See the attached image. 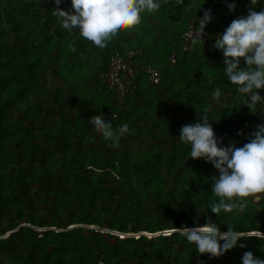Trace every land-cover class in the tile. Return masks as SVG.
<instances>
[{
	"label": "trees",
	"instance_id": "1",
	"mask_svg": "<svg viewBox=\"0 0 264 264\" xmlns=\"http://www.w3.org/2000/svg\"><path fill=\"white\" fill-rule=\"evenodd\" d=\"M197 1L159 0L157 12L142 13L138 28L101 51L78 29H63L53 14L55 0H0V264H242L247 251L264 260V239L250 235L264 233V199L243 211L212 213L210 205L219 199L212 193L218 170L203 158L191 159L190 146L178 141L182 126L205 116L220 147H242L264 124L259 111L264 104L253 110L244 105L224 72L223 53L213 47L215 29L247 16L251 0H208L201 10ZM254 7L264 10V0ZM59 8L71 12V0H62ZM207 10L222 19L207 24V41L185 50L187 22L194 17L199 25ZM73 41L75 52L69 47ZM138 48L143 55L136 64L154 67L155 61L161 84L141 75L117 106L99 75L114 52ZM240 66L246 67L242 58ZM85 68L89 72L81 76ZM54 83L62 89L50 93ZM258 93L264 97V89ZM170 98L181 113L161 122ZM150 101L160 122L146 111ZM92 116L114 128L126 123L125 148L105 141ZM150 123L155 126L148 129ZM166 140L174 141L172 152L162 148ZM209 220L222 233L231 228L243 234L219 258L200 255L178 232L165 235Z\"/></svg>",
	"mask_w": 264,
	"mask_h": 264
},
{
	"label": "clouds",
	"instance_id": "2",
	"mask_svg": "<svg viewBox=\"0 0 264 264\" xmlns=\"http://www.w3.org/2000/svg\"><path fill=\"white\" fill-rule=\"evenodd\" d=\"M176 2L183 5L184 0ZM61 3L62 0H55L57 8L53 14L58 17L63 29L68 32L78 29L83 39L101 51L107 49L109 44H115L122 34L138 28L142 13H155L161 8L159 0H71L72 11L68 12L60 10ZM256 4L257 0H251L252 7L247 16L234 19L213 45L223 53L228 81L237 86V91L244 97V105L250 110L255 109L257 104H264V97L258 93V90L264 89V10H254ZM229 8L230 11L234 10L235 4ZM211 19L210 10L205 11L203 18L199 19L198 39H193L194 45L204 42V29ZM74 44L75 41L69 45L73 52L76 51ZM241 58L246 67L240 66ZM213 95L219 100L222 93L216 89ZM116 118L113 113L112 119ZM90 122L96 132L105 141H111L115 148L120 147L121 138L129 133L126 123L114 128L102 116H92ZM178 141L190 146L191 159L203 158L218 170V177L212 178V193L219 199L210 205L212 213L219 216L221 211H243L249 203L264 199V124L256 126L249 141L242 147H220L221 141L205 116L202 121L182 126ZM174 231L194 244L200 255L207 254L210 258L223 256L237 247L238 241L243 238L242 233L231 228L220 232L211 220L203 226H185L174 228ZM253 235L264 239V233L260 231ZM220 241L224 243L221 245ZM239 247L245 248L246 245L239 244ZM242 264H264V260L255 258L252 252L247 251L243 254Z\"/></svg>",
	"mask_w": 264,
	"mask_h": 264
},
{
	"label": "built area",
	"instance_id": "3",
	"mask_svg": "<svg viewBox=\"0 0 264 264\" xmlns=\"http://www.w3.org/2000/svg\"><path fill=\"white\" fill-rule=\"evenodd\" d=\"M198 26L195 21L190 22L187 31L182 35L185 50H190L193 46V39H198ZM206 30L207 25L202 41L207 38ZM142 55L143 51L139 48L130 49L126 52L116 51L110 59L108 69L99 75L101 82L115 94L117 101L121 104L130 95L136 80L141 75H145L152 85L161 84L162 74L158 69L150 65L138 66L136 64ZM174 59L175 55L171 57L172 63Z\"/></svg>",
	"mask_w": 264,
	"mask_h": 264
},
{
	"label": "rangeland",
	"instance_id": "4",
	"mask_svg": "<svg viewBox=\"0 0 264 264\" xmlns=\"http://www.w3.org/2000/svg\"><path fill=\"white\" fill-rule=\"evenodd\" d=\"M196 7L198 8L199 7V5H196ZM190 8L191 7H185V9H187V12H189V10H190ZM201 17V16H200ZM196 22V18H190L189 19V21L187 22V27H189L188 25L190 24V22ZM197 23V22H196ZM173 25H174V23H173ZM206 40H208L207 38L204 40V42L206 41ZM196 52L198 53V54H200L201 53V50H200V48L199 49H197L196 50ZM156 53H158L159 55H160V57H162V53H159V52H156ZM152 64H154L155 66H156V62L155 61H152ZM86 72H89V69L88 68H85V69H83V70H81V71H79V74H81V76H83L84 75V73H86ZM80 76V77H81ZM50 79H52V77H49ZM148 80V79H147ZM60 89H62V87L58 84V83H54V84H51L50 85V93H54L55 91H59ZM164 100V99H163ZM169 101V100H168ZM170 101H171V98H170ZM169 101V102H170ZM121 103L120 102H118L117 103V106H119ZM173 104V105H172ZM171 105H172V107H171V105L169 106V103H165L164 104V110L162 111V114H163V116L164 115H166V118L164 119V120H161V122H165V121H167V119H169V117H168V114H167V107L169 106L170 107V112H171V114L174 116V115H177V114H180L181 112H179V109H178V102L177 101H174V103H172ZM152 106V101H150L149 102V104H147V106H146V111L147 112H149V114H150V116H152L153 118H155L156 120H157V122H160V121H158V118L160 117V115H159V113L157 112V110L155 109V108H153V107H151ZM259 111H260V113H262L263 111H264V107H260L259 108ZM172 116V117H173ZM186 118H187V116H186ZM124 139H125V135L121 138V145H120V147L123 149L124 148V145H123V142H124ZM170 141V142H169ZM98 144H101V145H103L102 143H101V141H98ZM161 146H162V148L165 150V151H168V152H172V150L174 149V141L173 140H166V141H163L162 143H161ZM102 148L104 149V151L106 152V153H108L109 155H111L112 154V152H113V150L112 149H110L109 147H105V146H102ZM116 150H118V148L116 149ZM104 181L109 185V186H113L114 185V183H113V180L110 178V177H104ZM41 209H42V206H41ZM150 210H152V207L150 208ZM90 228H98V227H94V226H92V227H90ZM54 229H56L55 227H54ZM40 230H42V229H40ZM45 230V229H44ZM174 229H171V230H168V231H166L167 233L165 234V235H169L170 234V231L172 232ZM105 231H107V229L105 230ZM109 231V230H108ZM169 232V233H168ZM108 233H112L111 231H109ZM143 233H141V235H142ZM132 236H135L136 238L137 237H139L140 236V234H131ZM146 235V234H145ZM250 235H253V233H251ZM149 237H151L150 235H148ZM122 237V236H121Z\"/></svg>",
	"mask_w": 264,
	"mask_h": 264
},
{
	"label": "crops",
	"instance_id": "5",
	"mask_svg": "<svg viewBox=\"0 0 264 264\" xmlns=\"http://www.w3.org/2000/svg\"><path fill=\"white\" fill-rule=\"evenodd\" d=\"M206 2H208V0H199V1H197V3H195L194 5L196 6V5H199V7H198V9L199 10H201L205 5H206ZM187 7H190V5H188ZM211 12H212V10H210ZM176 14V16L175 17H179V15L177 14V13H175ZM212 14H214V16H212V19L211 20H214L215 18H217L216 20H218V19H222L219 15H218V13H217V11H213L212 12ZM177 20V19H176ZM174 22V21H173ZM230 24H228V23H222V28L220 27V26H218L216 29H215V31L213 32V39H214V41H216V39H217V37H219L220 35H222L223 33H224V31H225V29L229 26ZM140 60V59H139ZM138 60V61H139ZM155 67V66H154ZM156 68V67H155ZM98 89L100 90V91H102V89H103V87L101 86V85H99L98 86ZM144 93V92H143ZM156 95V97L157 96H161L162 95V91L160 92H158L157 94H155ZM147 96V95H146ZM111 100V99H110ZM174 101H176L175 99H173L172 100V98H171V101L169 102V106L172 104V103H174ZM114 104V103H113ZM115 104H116V102H115ZM147 104H149V103H147ZM147 104H146V106H147ZM173 105V104H172ZM172 105H171V107H172ZM167 107V114H168V117H172L173 115L171 114V112H170V107ZM155 126V123H150L148 126H147V128L148 129H150V128H152V127H154ZM124 148H125V146H124ZM123 148V149H124Z\"/></svg>",
	"mask_w": 264,
	"mask_h": 264
},
{
	"label": "water",
	"instance_id": "6",
	"mask_svg": "<svg viewBox=\"0 0 264 264\" xmlns=\"http://www.w3.org/2000/svg\"><path fill=\"white\" fill-rule=\"evenodd\" d=\"M22 226H24V225H22ZM25 226H27V225H25ZM75 227H77V226H73V227H71L70 229H72V228H75ZM40 231H46V230H40ZM106 232H109L108 230L106 231ZM175 231L173 230L171 233H174ZM113 234H115V235H121L120 233H118V232H112ZM170 233V234H171ZM159 234V233H158ZM7 236H9V234L7 235ZM125 237H131L132 235L130 234H128V235H124ZM157 236H159V235H157ZM125 237H122V238H125ZM152 237V236H151Z\"/></svg>",
	"mask_w": 264,
	"mask_h": 264
}]
</instances>
